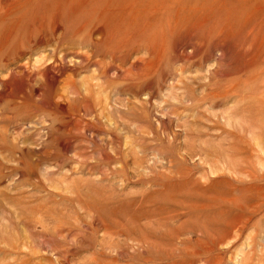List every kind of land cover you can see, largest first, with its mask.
Here are the masks:
<instances>
[{
	"label": "rangeland",
	"instance_id": "1",
	"mask_svg": "<svg viewBox=\"0 0 264 264\" xmlns=\"http://www.w3.org/2000/svg\"><path fill=\"white\" fill-rule=\"evenodd\" d=\"M0 264H264V0H0Z\"/></svg>",
	"mask_w": 264,
	"mask_h": 264
},
{
	"label": "bare ground",
	"instance_id": "2",
	"mask_svg": "<svg viewBox=\"0 0 264 264\" xmlns=\"http://www.w3.org/2000/svg\"><path fill=\"white\" fill-rule=\"evenodd\" d=\"M119 9H120V8H119ZM121 9H122V8H121ZM49 72H52V71L50 70ZM47 73H48V72H47ZM50 78H52V77H50ZM16 81H17L16 78H13V79H12V82H15V83H16ZM18 81H20V80H18ZM25 81H26V80H25ZM12 82H11V83H12ZM21 82H22V81H20V83H21Z\"/></svg>",
	"mask_w": 264,
	"mask_h": 264
}]
</instances>
